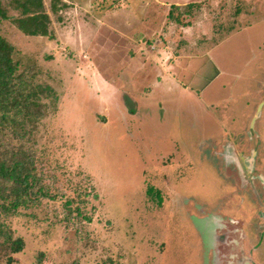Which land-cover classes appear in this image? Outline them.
<instances>
[{
    "label": "rangeland",
    "instance_id": "rangeland-1",
    "mask_svg": "<svg viewBox=\"0 0 264 264\" xmlns=\"http://www.w3.org/2000/svg\"><path fill=\"white\" fill-rule=\"evenodd\" d=\"M64 1L53 13L45 0L50 35L21 32L9 5L0 25L57 92L33 146L64 192L6 218L25 241L11 264H207L221 215L250 232L264 225V196L224 201L221 178L233 175L218 169L221 121L264 67L261 0ZM202 1L209 18L184 14L182 25L183 5ZM70 197L81 212L64 220Z\"/></svg>",
    "mask_w": 264,
    "mask_h": 264
},
{
    "label": "trees",
    "instance_id": "trees-1",
    "mask_svg": "<svg viewBox=\"0 0 264 264\" xmlns=\"http://www.w3.org/2000/svg\"><path fill=\"white\" fill-rule=\"evenodd\" d=\"M7 5L19 12L11 20L24 34H51V16L45 0H0V25L10 18ZM67 6L64 0H50L53 13ZM22 60L17 47L0 32V262L6 264L16 262L17 253L25 246L23 237L15 235L6 218L16 215L22 206L64 195L58 185L52 187L56 177L36 159L33 146L37 123L49 105L46 99L57 101V92L39 80L40 70L35 61L24 64ZM74 199L63 201L64 220L81 212L79 207L76 215L72 211Z\"/></svg>",
    "mask_w": 264,
    "mask_h": 264
},
{
    "label": "flooded vegetation",
    "instance_id": "flooded-vegetation-1",
    "mask_svg": "<svg viewBox=\"0 0 264 264\" xmlns=\"http://www.w3.org/2000/svg\"><path fill=\"white\" fill-rule=\"evenodd\" d=\"M262 4L264 0H261ZM258 5L259 3H256L249 7V10L254 11ZM251 78L254 80L252 94L247 95L244 89L239 97L243 101V104H239V110L235 109L232 112L229 109L232 118L231 122L225 123L224 145L225 147L231 146L235 152L237 151L239 157L245 150H248L250 154H254L256 162H248V165L252 167L249 173L251 175H248L247 180L242 175L245 167L242 162L236 165V172L231 171V163L236 161L235 158V160L228 159L224 168L228 173H232L233 182L240 183L241 188L243 184H248L250 197L256 195L254 197L261 201L264 196V188L262 191L259 188L262 184L264 187V176H260V172L262 173L264 169V162H260V155L264 154V139L260 137V134L264 132V70L260 73L259 81L255 79V76ZM240 175L241 178H239ZM221 216L226 217L222 218L221 225L212 230L213 235L209 239V247L205 248L207 264H264V250L261 252L258 248V245H262L264 249V225L257 226L255 232H250L231 222L232 217L228 214Z\"/></svg>",
    "mask_w": 264,
    "mask_h": 264
},
{
    "label": "crops",
    "instance_id": "crops-1",
    "mask_svg": "<svg viewBox=\"0 0 264 264\" xmlns=\"http://www.w3.org/2000/svg\"><path fill=\"white\" fill-rule=\"evenodd\" d=\"M195 3H197L196 5H192V4H188L187 3V5L186 4H184V3H182V4H184L183 6V13H180V15H179V20H180V22H181V24L183 25L184 23H186V20L184 21V19L182 18V16L185 14L186 16L188 15V14H195L196 15V18L199 16H202L201 17V19L202 18H209V16H210V13H209V11H207L206 9H209L210 10V8H209V5L208 4H206L205 5V1H202V2H195ZM194 3V4H195ZM182 4H178V6L180 7V6H182ZM177 5V4H176ZM174 6V5H173ZM199 6H201L200 8L201 9H203L204 11H205V15L203 16V12H202V15H201V10L199 9ZM173 8V7H172ZM174 9V8H173ZM186 9V10H185ZM200 10V11H199ZM182 10H179V12H181ZM207 11V12H206ZM171 13V10L169 11V14ZM177 22H179V21H177ZM206 21H203V23H205ZM186 26H189V24L187 23V25ZM263 53H264V51H263ZM264 56V55H263ZM263 61H264V58H263ZM260 64H263V63H260ZM257 65V68H256V71L251 75V77H253V76H257L255 79L256 80H258L259 79V75H260V73L263 71L262 69H261V67H262V65ZM259 67V68H258ZM264 68V67H263ZM252 82H254V80L252 81ZM238 104V103H237ZM231 119H229V117H227L224 121H221V128H220V130H218V131H220V133L223 135V133L225 132V123H229V121H230ZM231 122V121H230ZM216 132L215 134L216 135H218L219 136V132ZM215 134H213L212 136L214 137L215 136ZM225 134V133H224ZM226 137V135H223L222 136V140H218V146L219 145H221L222 146V152H221V154H222V157H223V160L224 161H222L221 162V164L218 166V169L219 170H221V176H222V171H223V169H222V167L223 166H226V162H227V160L228 159H230V160H235L236 159V161H235V163L236 164H238L239 162H242L243 163V166H245L244 168H243V171H244V174L242 173V175H243V177H244V179L245 180H247V178H248V175H251V174H249V173H251V165H248V162H256L255 161V156H254V154H250V152L248 151V150H245V152L243 153V155H240V157H239V155H238V153H237V151L235 152L233 149L231 150V151H228V147H225V138ZM215 138V137H214ZM216 139V138H215ZM211 140V139H210ZM224 149H227V150H224ZM210 153V151L209 150H207L206 152L202 149V153L200 154V159L202 158V159H204L205 157H206V155L207 154H209ZM202 154H205V155H202ZM235 158V159H234ZM260 168H261V166H259ZM248 171L249 173H247V175H246V172ZM262 171H264V169H262ZM260 176H264V172L263 173H260ZM222 179V181H223V185H224V190L222 189V192H223V200L224 201H226V202H236V204H237V207L239 208V207H241V204H240V199L242 198L243 199V201H245V200H247V199H251V197H250V194H249V190H248V187H247V185L248 184H243V186H242V188H241V186L239 187V184L238 183H235V182H233L232 181V178L230 177V176H226V177H222L221 178ZM246 182V181H245ZM245 182H243V183H245ZM226 185H227V187H226ZM238 187H239V189H238ZM258 201H260L259 199H258ZM238 202V203H237ZM248 202V201H247ZM231 217H233L232 215H230Z\"/></svg>",
    "mask_w": 264,
    "mask_h": 264
}]
</instances>
